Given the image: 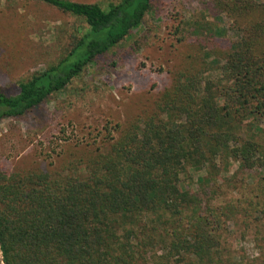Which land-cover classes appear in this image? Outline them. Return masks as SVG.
<instances>
[{
	"label": "trees",
	"instance_id": "1",
	"mask_svg": "<svg viewBox=\"0 0 264 264\" xmlns=\"http://www.w3.org/2000/svg\"><path fill=\"white\" fill-rule=\"evenodd\" d=\"M16 1L50 6L85 27L56 65L19 82L17 94L0 90V121L63 93L152 10V0L104 8ZM209 7L228 27L179 22L175 41L191 42L196 62L174 74L140 126L117 125L104 152L76 172L0 168V264H264L227 251L224 233L241 209L217 204L211 187L217 161L264 171L263 145L240 135L246 122L264 123V0H210ZM210 69L221 76L205 79ZM194 170L205 172L197 189L185 184Z\"/></svg>",
	"mask_w": 264,
	"mask_h": 264
},
{
	"label": "rangeland",
	"instance_id": "2",
	"mask_svg": "<svg viewBox=\"0 0 264 264\" xmlns=\"http://www.w3.org/2000/svg\"><path fill=\"white\" fill-rule=\"evenodd\" d=\"M106 7L119 0H70ZM210 0H152L142 25L118 46L88 65L81 76L26 116L0 121V168L43 170L51 174L76 172L87 157L104 152L116 137L117 125H139L155 108L163 90L179 70L196 62L191 42L178 44L174 28L179 22H211L226 29L228 19L213 15ZM217 16V18H215ZM84 22L50 6L0 0V90L17 94V85L32 74L60 61L73 46ZM228 36H233L228 33ZM223 46V45H222ZM208 54L205 61L211 62ZM210 69L203 76L215 80ZM246 122L242 140L263 145L264 134ZM101 148V149H100ZM212 186L216 203H236L240 213L227 224V251L244 262L264 258V171L245 170L232 159L217 161ZM185 184L196 187L204 171H188ZM259 203V205H257ZM259 231V233H257ZM160 255V253H158Z\"/></svg>",
	"mask_w": 264,
	"mask_h": 264
}]
</instances>
